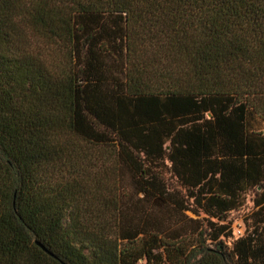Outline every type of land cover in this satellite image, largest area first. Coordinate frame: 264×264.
<instances>
[{"label":"trees","instance_id":"16d2710c","mask_svg":"<svg viewBox=\"0 0 264 264\" xmlns=\"http://www.w3.org/2000/svg\"><path fill=\"white\" fill-rule=\"evenodd\" d=\"M0 264H264V0H0Z\"/></svg>","mask_w":264,"mask_h":264},{"label":"rangeland","instance_id":"374dc122","mask_svg":"<svg viewBox=\"0 0 264 264\" xmlns=\"http://www.w3.org/2000/svg\"><path fill=\"white\" fill-rule=\"evenodd\" d=\"M250 206H251V202L247 201L239 209L233 210L228 214L227 219H230L231 221V228L234 233V236L241 234L243 229L242 216L245 213V211L250 208Z\"/></svg>","mask_w":264,"mask_h":264}]
</instances>
